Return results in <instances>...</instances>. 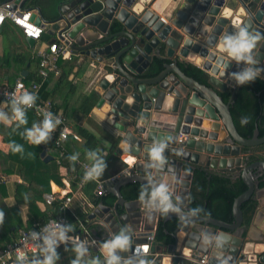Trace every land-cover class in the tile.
Listing matches in <instances>:
<instances>
[{
	"label": "water",
	"instance_id": "water-1",
	"mask_svg": "<svg viewBox=\"0 0 264 264\" xmlns=\"http://www.w3.org/2000/svg\"><path fill=\"white\" fill-rule=\"evenodd\" d=\"M24 0H13L11 9H21ZM174 8L167 23L154 14V0H66L57 15L45 20L39 10L31 20L44 27L54 39L63 40L74 55L101 64L103 72L96 92V107L109 105L106 122L118 132L115 154L124 151L135 162L129 175L106 181L103 189L115 201L102 200L85 216L89 231L97 243L126 227L133 245L146 249L153 264H264V161L247 164L251 148L264 144L255 127L251 138L237 132L229 110L219 93L235 88L229 77L244 66L231 62L216 47L220 38L239 26L264 35V0H172ZM33 47L35 40L25 37ZM258 67L264 69V40L257 49ZM165 58L161 70L152 72L154 58ZM162 59V58H161ZM184 60L199 67L207 76L201 84L179 68ZM264 79V72L258 76ZM124 84H120L121 80ZM165 140L164 155L168 161L157 179L168 183L173 201L182 209L181 215L170 213L163 221H176L171 235L173 243L163 245L155 239L160 214L149 218L139 199L128 200L123 190L132 183L146 184L148 163L146 149L157 140ZM43 161L50 159L46 149ZM200 167L207 171L239 176L247 189L232 205V222L211 217L187 215L188 192L192 173ZM256 202L249 225H242L240 206L248 199ZM263 219L259 223L258 219ZM260 224V225H259ZM260 227L257 239L251 236L253 226ZM95 226L96 228H91ZM226 237L218 246L214 237ZM209 242H204V237ZM152 238V239H150ZM192 245L187 247L188 243ZM187 249V251H185ZM92 256L99 255L96 247ZM101 259H103L101 257Z\"/></svg>",
	"mask_w": 264,
	"mask_h": 264
},
{
	"label": "crops",
	"instance_id": "crops-1",
	"mask_svg": "<svg viewBox=\"0 0 264 264\" xmlns=\"http://www.w3.org/2000/svg\"><path fill=\"white\" fill-rule=\"evenodd\" d=\"M174 5L172 0H154L152 11L160 18L168 21ZM13 32L16 34L12 35ZM43 33L44 36L42 35V38L35 41L33 47H30L25 41L26 36L23 34L21 28L8 22H4L0 26V85L16 80L23 81L34 71L37 51L46 48L50 41L54 39L47 33V30ZM3 35L6 37L3 38ZM16 36H18V42L15 39ZM5 39L8 47L3 44ZM20 42L23 43L22 45L24 47L21 46ZM18 54L23 55L25 60L20 63L16 62L14 57ZM161 58L165 60L163 56ZM80 59V56L73 54L71 60L62 58L58 60V62L63 61L62 64L67 60V64L73 65L67 77V81L70 83L69 85L61 84V86H56L57 76L54 75H50L44 81L38 78L37 80L32 79L25 83L36 80L40 83V88L41 85L46 84L44 85V89H42V92L46 96L45 98L51 100L56 111L64 113L66 117L65 124L70 135L63 142L62 149L68 156L79 153V158L75 163L87 162L90 164V161L86 159V153L81 150L83 142L80 139L74 140L71 137L74 134L73 128L81 126L94 133L98 142L96 150L99 149L101 155L106 154L104 158L107 164L103 176L95 181H108L119 175L121 172L120 168L123 165H125V168H129L135 161H131L134 158L127 151H124L121 156L115 154L117 144L115 145L112 142V138H116L118 132L106 122L109 105L104 103L100 108L96 107L99 95L95 89L100 77L103 75V72L100 70L101 64L86 58H83V62L80 63ZM124 83L125 81L122 79L120 84ZM40 88L38 94L41 90ZM90 94L95 96V104L88 115L82 120H77L72 116L69 117L70 112L73 109L74 111L77 109V105L82 97ZM0 109L8 112L9 115L11 114L9 104L0 101ZM33 114L27 112L28 124L26 127L28 128L32 126L33 122L41 121L38 116ZM23 131L24 127L17 129L15 123L10 126L0 123V210H3L5 214L4 223L0 226V234L8 228L12 232L14 230L18 231V229H21L20 227L28 226L29 217H35L46 209V195H53L55 199H62L67 196L70 199L67 204L68 209L75 216L85 219V216L92 210V204L87 199L79 184L74 187L72 186V181L75 178L74 169L64 164H57L56 171L52 169L50 162L57 157V151L53 148V134L47 144H42L37 147L26 143L20 135ZM12 141L23 145V154H13L10 152L9 144ZM36 149L38 151L40 150L38 154L40 162L33 158L35 156L32 157L33 154H36ZM44 149H46L47 155L50 156V159L47 161H43L40 156V153ZM29 153L32 155H29ZM125 159L129 162V166L125 163ZM79 169L81 171L80 167ZM51 171L56 173V179H53L51 176ZM41 181L48 182L49 191L39 196L38 191L42 189ZM25 197H27V200H25ZM262 218L264 219V215ZM262 218L258 219L259 223H262ZM91 228L96 227L92 226ZM250 231L253 239H257L261 232L260 227L255 225ZM85 236L89 238V242L94 240V236L89 231H86Z\"/></svg>",
	"mask_w": 264,
	"mask_h": 264
},
{
	"label": "trees",
	"instance_id": "trees-1",
	"mask_svg": "<svg viewBox=\"0 0 264 264\" xmlns=\"http://www.w3.org/2000/svg\"><path fill=\"white\" fill-rule=\"evenodd\" d=\"M6 1L9 0H0V3H4ZM64 1L66 0H24L22 9H37L39 10L43 18L49 21L57 15L59 6L63 4ZM43 34L44 33L41 34V38ZM14 60L20 63L25 59L23 55L18 54L15 55ZM62 62L63 61L58 62L60 73L56 79V86H61V84H70L69 81H67V77L73 65L67 64V60H65L63 64ZM164 62L165 60L161 58H154L152 61V72H159ZM177 64L179 68L185 73V75L193 78L201 84H206L207 76L199 67L185 61H178ZM37 68L38 60L36 59L34 71L31 72L23 81L27 82L32 79L37 80ZM44 85L46 84L41 85V90L39 94H37L38 98L46 99L44 92H42V89H44L45 87ZM219 95L222 97L225 103H228L233 123L241 137L247 139L251 138L255 127H257L258 129L260 137L264 135V79L258 77L254 82H251L245 86H236L234 89H228L226 92L219 93ZM94 104L95 96L93 94L83 96L81 101L77 105V109L75 111L73 109L70 112L69 117L72 116L77 120H82L92 110ZM54 109L56 111L55 106ZM27 112L33 114V112L31 111ZM62 114L64 115V113ZM35 116L37 115L35 114ZM241 117H248V122L242 124ZM73 132L83 142V145L81 147L82 152L86 153L88 150H96L98 142L94 133L81 126H76L75 128H73ZM56 134L58 133H55V135ZM112 142L116 145L117 139L112 138ZM53 148L56 150L55 146ZM252 150V155L249 156L248 161H246L247 164L259 160L264 161V144L255 146L252 148ZM39 151L38 149H36V154L32 155V157L35 156L33 158H35L38 162H40L38 157ZM68 157V154H66L65 152L60 157H58L57 154L56 159L52 160L50 163L52 164V169H55V171L57 168V164H64L70 168H73L75 172V178L72 181V186L74 187L80 182L81 171L79 169L80 166L77 163H71L68 160ZM13 160L15 159L13 158ZM124 169L125 165L120 168L121 171ZM191 173L192 177L188 192L189 208L191 210L200 209L201 211L197 212V214L201 216L211 217L228 223L232 222L233 201L237 196H239L247 189L243 180L239 176L233 177L227 174L214 173L204 170L200 167L194 168ZM51 176L53 177V179H56L55 172L51 171ZM41 184L42 189L38 191L39 196H41V194L43 195L44 192L49 191L48 182L41 181ZM143 185L144 184L139 183H132L128 185L127 190H123L124 196L128 200L138 199L140 189ZM263 185L264 183H260L259 186L262 187ZM81 188L91 204L96 205L102 200L106 205H112L115 201V197L109 193H104L103 195L97 194V181H85L82 184ZM66 198L68 197L65 196L62 199L53 200L50 204L46 205L47 207L44 212H41L35 217H29L30 220L27 224L28 226L20 228L38 229L55 217L63 216L66 220L65 224H71L75 229V231L69 233V235L78 236L80 239H82V231L84 230L87 222L85 219L75 216L67 206L64 207ZM255 208L256 202L251 198L241 204L240 209L243 217L242 225L244 227L249 225ZM163 218L164 216L160 215L156 227L155 239L158 242L170 244L173 243L171 235L175 229L176 221L170 220L164 222ZM16 233L17 230L11 232L9 228L1 233L0 249L3 248L5 244L14 239ZM57 252L60 256L57 264H70L71 259L74 258V253H72L71 251H65V245H61L57 249Z\"/></svg>",
	"mask_w": 264,
	"mask_h": 264
},
{
	"label": "clouds",
	"instance_id": "clouds-1",
	"mask_svg": "<svg viewBox=\"0 0 264 264\" xmlns=\"http://www.w3.org/2000/svg\"><path fill=\"white\" fill-rule=\"evenodd\" d=\"M262 40H264V35L250 31L246 26H239L232 33L223 35L216 45L229 62L223 63L222 58V66L225 69L231 62H235L238 66L241 64L244 66L240 71L230 74L229 78L235 82L236 86H245L254 82L264 72V69L257 66L259 61L256 52ZM18 87L20 89L18 94L16 92L9 94L8 104L11 114L9 115L8 112L0 109V123L6 126L15 123L17 129L24 127V131L20 135L30 145L38 147L47 144L61 120L50 111L37 108V113L42 114L43 119L39 122H33L30 128L26 127L28 124L27 109L36 106L38 97L35 93L23 89V85ZM248 119V117H241V123H247ZM167 146V142L161 139L146 149L148 163L145 166V179L147 183L141 187L138 199L149 218L153 214L167 216L170 213L181 215L183 218L180 204L173 201L169 184L163 182L162 178L157 179L168 163L164 155ZM9 148L13 154H23L24 152L23 145L15 141L9 144ZM29 155L32 154L29 153ZM105 156L106 154H100L99 149L86 152V159L90 161V166L86 167L84 181H95L103 176L107 167ZM78 158L79 153H76L69 156L68 160L74 164ZM199 211L201 210H191L187 215L194 216ZM4 220V211L0 210V226L3 225ZM74 231V226L71 224H61L56 220L50 221L39 232L33 231L28 237L33 242L34 248L38 250L37 254L30 259L23 250L16 249L15 264H57L60 259L57 249L61 245H65V251L74 253V258L71 259L70 264H153V261L148 259L146 255V249L140 247H137L135 252L125 255L131 252L133 245L131 233L126 227L120 228L118 232L111 234L108 239L99 243L81 240L78 236L69 235ZM213 239L220 246L226 242L227 238L221 234ZM204 242H209V237L205 236ZM91 247H96L99 255L92 256ZM6 255L10 256L11 253Z\"/></svg>",
	"mask_w": 264,
	"mask_h": 264
},
{
	"label": "built area",
	"instance_id": "built-area-1",
	"mask_svg": "<svg viewBox=\"0 0 264 264\" xmlns=\"http://www.w3.org/2000/svg\"><path fill=\"white\" fill-rule=\"evenodd\" d=\"M13 0L6 1L4 3H0V26L3 25L4 22H10L18 27H20L23 31L25 36L32 37L35 41L41 39V34L46 30V25L42 27L41 25H36L33 20H31V13L35 12V10H24L20 9L18 5L15 9H11V4ZM36 13V12H35ZM163 23H166L164 19L161 18ZM63 40L55 39L53 42L49 43L46 48L40 49L37 51L36 56L38 59V69H37V77L44 81L50 75L58 76L60 73L58 67V60L62 59H69L72 58V51L69 47L64 43L66 37L62 34ZM23 85V89H26L29 92L38 94V90L40 88V83L36 80L31 81L29 83H25L22 80H16L11 83H5L0 85V101L8 104L10 96L9 94L16 92L19 93L20 89L18 86ZM37 108L50 111L54 116L58 117L61 120V123L57 126L56 131L53 133V140L54 146L56 148L58 157L64 154V150L62 149V144L65 142L70 133L66 127V119L61 112L55 111L54 104L51 100H43L37 98L36 106L27 109V111H31L36 114L41 120L43 119L42 114L37 113ZM55 133H58L55 135ZM74 140H79V137L75 134L71 136ZM125 163L129 166V162L125 159ZM131 161H135L131 159ZM130 161V162H131ZM81 168V179L79 185L85 182L83 177L86 171V167L90 166L87 162H77ZM129 175L128 168L122 170L119 175ZM116 178V177H115ZM113 179V178H112ZM106 181H97V194L103 195L105 190L103 189V184ZM55 197L53 195H46L45 202L46 204H50ZM70 201L69 198H66L64 202V207L67 206L68 202ZM61 224H65L66 220L63 216H57L54 219ZM50 221H48L45 225H47ZM44 225V226H45ZM43 227V226H42ZM42 227L38 229H18L16 237L12 239L9 243L4 245L3 248L0 249V264H15L16 261V249L23 250L27 256L31 259L33 256L37 254V249L34 248L33 242L28 239L30 234L33 231L39 232ZM85 229V228H84ZM152 239V238H150ZM7 253H11V255H6ZM201 264H206V256H202L200 260Z\"/></svg>",
	"mask_w": 264,
	"mask_h": 264
},
{
	"label": "rangeland",
	"instance_id": "rangeland-1",
	"mask_svg": "<svg viewBox=\"0 0 264 264\" xmlns=\"http://www.w3.org/2000/svg\"><path fill=\"white\" fill-rule=\"evenodd\" d=\"M15 34H16V33H15ZM15 34H14V32H13V34H12V35H15ZM5 37H6V36H5V35H3V38H5ZM13 37H14V36H13ZM6 39H7V38H6ZM6 39H5V42H4L3 44H4L5 46H7V47H8V43H7ZM15 39H16V41L18 42V40H19V39H18V36H16V38H15ZM6 43H7V45H6ZM20 44H21V46H22V47H24V46L22 45V44H23L22 42H20ZM68 203H69V202H68Z\"/></svg>",
	"mask_w": 264,
	"mask_h": 264
},
{
	"label": "bare ground",
	"instance_id": "bare-ground-1",
	"mask_svg": "<svg viewBox=\"0 0 264 264\" xmlns=\"http://www.w3.org/2000/svg\"><path fill=\"white\" fill-rule=\"evenodd\" d=\"M91 208H93L92 205H91ZM91 211H92V210H91ZM187 245H188L187 247H190L192 244L189 242ZM185 251H187V249H186Z\"/></svg>",
	"mask_w": 264,
	"mask_h": 264
},
{
	"label": "flooded vegetation",
	"instance_id": "flooded-vegetation-1",
	"mask_svg": "<svg viewBox=\"0 0 264 264\" xmlns=\"http://www.w3.org/2000/svg\"><path fill=\"white\" fill-rule=\"evenodd\" d=\"M255 147V146H254ZM253 148V147H252ZM252 148H251V151H252V153H253V150H252ZM252 153L249 155V156H251L252 155ZM249 156H248V159H249ZM248 159H247V161H248Z\"/></svg>",
	"mask_w": 264,
	"mask_h": 264
}]
</instances>
